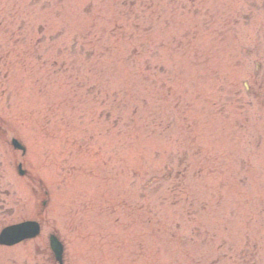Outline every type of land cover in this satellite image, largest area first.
I'll list each match as a JSON object with an SVG mask.
<instances>
[{"label": "rangeland", "instance_id": "374dc122", "mask_svg": "<svg viewBox=\"0 0 264 264\" xmlns=\"http://www.w3.org/2000/svg\"><path fill=\"white\" fill-rule=\"evenodd\" d=\"M26 219L0 264L53 231L66 264H264V0H0V230Z\"/></svg>", "mask_w": 264, "mask_h": 264}, {"label": "water", "instance_id": "95a60500", "mask_svg": "<svg viewBox=\"0 0 264 264\" xmlns=\"http://www.w3.org/2000/svg\"><path fill=\"white\" fill-rule=\"evenodd\" d=\"M18 148H24L18 140H14ZM40 232V226L37 222H25L14 226L7 227L0 235V242L8 245L20 242L23 239L36 236ZM52 247L59 259L63 256V244L57 237H52Z\"/></svg>", "mask_w": 264, "mask_h": 264}]
</instances>
